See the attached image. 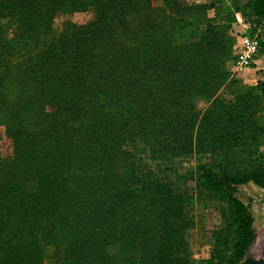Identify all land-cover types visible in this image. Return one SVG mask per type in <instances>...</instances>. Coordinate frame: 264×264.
Returning <instances> with one entry per match:
<instances>
[{
    "label": "trees",
    "instance_id": "trees-1",
    "mask_svg": "<svg viewBox=\"0 0 264 264\" xmlns=\"http://www.w3.org/2000/svg\"><path fill=\"white\" fill-rule=\"evenodd\" d=\"M153 4L0 0V20H17L9 40L0 21L15 148L0 158V264H191L188 208L211 200L223 226L209 263L239 264L255 242L237 191L264 187V80L230 73L228 29L241 12L264 55V0ZM87 10L53 31L56 13Z\"/></svg>",
    "mask_w": 264,
    "mask_h": 264
},
{
    "label": "rangeland",
    "instance_id": "rangeland-1",
    "mask_svg": "<svg viewBox=\"0 0 264 264\" xmlns=\"http://www.w3.org/2000/svg\"><path fill=\"white\" fill-rule=\"evenodd\" d=\"M186 3H205L210 4L211 2H218L219 0H185ZM154 6L164 7V0H153ZM166 8V7H165ZM216 14V9L210 8L209 15L214 16ZM241 15V12H238ZM95 16L94 10H87L81 12H58L51 19V27L56 33H60L66 23L75 22L77 24H85L92 20ZM243 17V16H242ZM244 18V17H243ZM245 19V18H244ZM1 26L4 31V36L7 40L11 39L17 28V20L10 15H6L1 18ZM229 32V29H228ZM230 33V32H229ZM236 38V43L234 49L232 50L231 57L228 60V69L230 73H234L233 60L236 56V50L238 48V34L235 32L231 33ZM260 66H264V57ZM264 76V71L261 70ZM237 75V74H236ZM259 80L258 78H252L249 84H256ZM225 89L224 92H227ZM213 100L207 98H198L197 106L202 113L208 111L212 106ZM14 144L12 138L8 134V127L5 124L0 125V158H12L14 155ZM148 147H143L139 150L140 154H147L149 151ZM259 152L264 155V137L259 146ZM238 197L244 202L248 203L251 207L255 218V228H256V239L253 245L246 252L245 257L252 255L255 257H261L264 253V187H260L254 183H249L238 187L237 191ZM206 205L200 204L195 208H188V216L191 218V224L187 230V239L192 249V263L191 264H211L213 256V251L215 248L216 237L213 234V230L218 229L223 226L222 213L220 208V203L217 200H211L205 202ZM111 254L117 252L116 244H110L108 247ZM226 253V252H225ZM243 258V259H244ZM242 261V260H241ZM239 262V264L241 263Z\"/></svg>",
    "mask_w": 264,
    "mask_h": 264
},
{
    "label": "built area",
    "instance_id": "built-area-1",
    "mask_svg": "<svg viewBox=\"0 0 264 264\" xmlns=\"http://www.w3.org/2000/svg\"><path fill=\"white\" fill-rule=\"evenodd\" d=\"M250 24L247 23V30L242 35V43H238V52L233 60L234 75L248 68H257L264 71V66H260L259 59L263 56L261 53V43L257 35L249 34Z\"/></svg>",
    "mask_w": 264,
    "mask_h": 264
},
{
    "label": "crops",
    "instance_id": "crops-1",
    "mask_svg": "<svg viewBox=\"0 0 264 264\" xmlns=\"http://www.w3.org/2000/svg\"><path fill=\"white\" fill-rule=\"evenodd\" d=\"M237 21L229 28V32L233 33L235 32L238 34V43L239 45L242 43V35L245 33L247 30V22L245 19L242 17V15L238 14L237 15ZM238 52V48L236 50V53ZM264 55L259 59V62H262V58ZM236 78L241 82L248 84L250 81H252V78H258V79H263V73L258 70V67L256 68H248L246 70L240 71L237 75ZM242 186V185H241ZM240 187V186H239Z\"/></svg>",
    "mask_w": 264,
    "mask_h": 264
},
{
    "label": "water",
    "instance_id": "water-1",
    "mask_svg": "<svg viewBox=\"0 0 264 264\" xmlns=\"http://www.w3.org/2000/svg\"><path fill=\"white\" fill-rule=\"evenodd\" d=\"M240 264H264V253L261 257H255L252 255H248L245 257Z\"/></svg>",
    "mask_w": 264,
    "mask_h": 264
}]
</instances>
